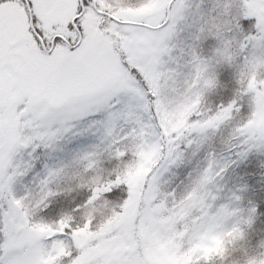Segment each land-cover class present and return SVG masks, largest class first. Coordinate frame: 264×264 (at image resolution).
<instances>
[{"label":"snow or ice","instance_id":"6c2138e0","mask_svg":"<svg viewBox=\"0 0 264 264\" xmlns=\"http://www.w3.org/2000/svg\"><path fill=\"white\" fill-rule=\"evenodd\" d=\"M0 264H264V0H0Z\"/></svg>","mask_w":264,"mask_h":264}]
</instances>
